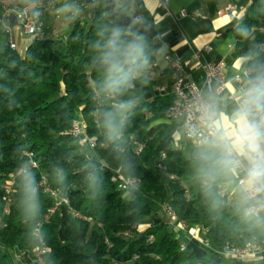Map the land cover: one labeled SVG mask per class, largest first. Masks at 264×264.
Here are the masks:
<instances>
[{
	"label": "trees",
	"instance_id": "trees-1",
	"mask_svg": "<svg viewBox=\"0 0 264 264\" xmlns=\"http://www.w3.org/2000/svg\"><path fill=\"white\" fill-rule=\"evenodd\" d=\"M198 1L209 15L216 12L217 0ZM113 27L99 6L87 28L76 25L66 39H36L21 55L9 47L0 24V214L1 184L8 174L27 164L37 188L35 206L28 211L21 174L15 177L12 201L1 216L0 264H17L15 253L30 261L39 244L47 248L44 264H210L209 258L196 260L182 246L184 232H176L170 222L139 226V220L155 215L150 201L170 208L179 223L203 229L209 246L202 247L208 253L262 233L258 220L238 213L219 192L225 172L214 179L199 172V147L192 143L176 155L169 125L157 122L165 118L172 96L143 99L153 85L148 77L150 51L148 67L132 87L122 94L104 90L106 71L96 62L94 45L102 42L104 29ZM229 34L235 47L244 50L243 66L264 64V0H251L247 15ZM250 53L257 55L247 59ZM129 100L132 107L116 114L119 137L109 140L102 113L114 112L116 104ZM80 118L87 137L94 138L93 147L70 133ZM116 169L123 178L137 180L135 193L112 180ZM42 176L67 199L47 222L41 221L53 198L38 185ZM35 229L40 240L32 234Z\"/></svg>",
	"mask_w": 264,
	"mask_h": 264
},
{
	"label": "crops",
	"instance_id": "crops-1",
	"mask_svg": "<svg viewBox=\"0 0 264 264\" xmlns=\"http://www.w3.org/2000/svg\"><path fill=\"white\" fill-rule=\"evenodd\" d=\"M0 1L15 8H20L30 2L36 3L38 5L35 12L37 30L38 22L44 16V6L49 5V9L54 10V13L49 14L48 27L41 25V28H44L39 30L42 39H66L76 25L87 28L95 9L99 6L102 8L104 18L116 27L123 28L128 32L143 34L147 41L146 51H150L153 56V63L150 67L153 74L150 80L153 85L151 90L143 96L145 100L154 95H170L171 74L164 60L166 54L191 66L193 54L208 44L211 50L202 59L212 62L223 61L225 64V86L216 97H224L221 103L226 110L231 111L235 107L233 97L236 95L233 89L243 86L245 81L243 72L248 67L243 66L245 62L243 48L235 47V38L229 34V31L247 15L249 0H217V10L213 15H209L206 7L198 0H90L89 2H84V0H43V3L42 0L39 3L35 0ZM85 4H90L91 8L84 6ZM228 4L236 5V16L233 18L228 17L225 11V6ZM182 9L186 10L187 16H179L178 13ZM136 14L139 15V18L133 19ZM40 24L42 23L40 22ZM191 74L199 78L202 76L200 71H193ZM236 76H240L241 80L237 81ZM161 85L167 86V94L158 93L156 88ZM202 95L206 101L214 97L206 91H203ZM157 122L169 126L175 125L180 129L179 123L176 121L162 118ZM191 144L192 142L189 141V144L184 146L179 140L177 143H172V146L176 155L180 156ZM225 173L227 180L220 187L225 189L223 195L226 197V202L234 206L238 213L244 214V208L249 201L245 202V194L242 192L241 186L236 184L237 175L234 171ZM260 216L264 218V213H261ZM151 218L154 223H159L162 220L168 221L174 228L179 224L162 205H158L155 215ZM259 229L260 233L264 230V219L259 221ZM188 230L183 233V244L193 253L196 260L206 257L209 258L210 264H264V254L233 260L219 254L208 253L195 236L190 237Z\"/></svg>",
	"mask_w": 264,
	"mask_h": 264
},
{
	"label": "clouds",
	"instance_id": "clouds-1",
	"mask_svg": "<svg viewBox=\"0 0 264 264\" xmlns=\"http://www.w3.org/2000/svg\"><path fill=\"white\" fill-rule=\"evenodd\" d=\"M101 41L94 47L98 50L96 62L106 71L104 90L110 94H122L132 87V81L148 67L147 41L143 34L128 32L120 27L104 29ZM247 36L248 32L244 31ZM130 37V38H129ZM257 53H250L247 59H254ZM242 87L233 89L238 97L235 107L228 111L222 106L224 97H211L195 111L194 118L199 133L196 162L199 172L208 179L224 172H232L241 166L245 176L241 190L245 202L251 201L244 209L246 216L260 221L264 213V64L253 63L245 70ZM134 101L120 102L115 111L102 113L103 126L109 140H116L120 134V123L116 114L123 115ZM24 187L26 210L34 208L37 188L29 166L20 169ZM89 179L96 177L90 174Z\"/></svg>",
	"mask_w": 264,
	"mask_h": 264
},
{
	"label": "built area",
	"instance_id": "built-area-1",
	"mask_svg": "<svg viewBox=\"0 0 264 264\" xmlns=\"http://www.w3.org/2000/svg\"><path fill=\"white\" fill-rule=\"evenodd\" d=\"M251 3V0H249ZM38 5L34 2H30L20 8H15L3 1H0V24L7 36V43L11 49L16 48L13 26L9 23V18L14 17L16 24L20 25L23 34H35L37 31L35 12ZM225 11L228 17L236 16V5L228 4L225 6ZM180 17L187 16L186 10H180L178 13ZM139 15L133 16V19H138ZM263 47H261L262 49ZM211 47L206 44L202 48L193 54V64L188 66L186 62L180 59L166 54L164 60L166 62L167 68L171 74V83L169 86L170 95L172 96V101L170 105L165 110V118L170 121H176L179 123L182 134L186 139L192 142L196 147H198L199 133L201 129L197 126V121L194 118L198 115L195 111L201 104L207 102L202 92L206 91L212 96H218L224 89L225 86V64L223 61L212 62L208 60H203L202 57L208 54ZM193 71H200L202 76L195 77L191 73ZM245 73V70L243 74ZM153 76L152 72H148V77ZM236 80L240 81L241 77L236 76ZM158 93L167 94V86L161 85L157 86ZM237 96L233 97L236 101ZM70 133L74 136L80 137L82 142H87L90 147L94 146V138H88L86 135V123L84 119L80 118L78 121L73 123ZM140 151V147L136 149ZM30 156V154H27ZM31 166H36V163L32 160L29 161ZM235 174L237 175L236 184L241 186V181L244 179L245 170L244 167L236 169ZM20 174V169L8 174L1 187L3 189V209L0 214V225H4L1 221V216L8 212V206L12 201V195L15 191V177ZM113 181H119V188L126 189L130 193H135L138 182L135 178H123L119 169L114 170L112 175ZM38 185L42 188L43 192L49 193L53 198V205L44 214L41 222H47L50 214L54 212L56 207L61 203L67 204L66 197L55 189L50 188L47 185L44 176L41 177ZM225 189L220 187L219 192L223 194ZM129 193V194H130ZM252 202L245 206H250ZM244 208V209H245ZM168 214L174 217V213L170 208H166ZM76 217H81L77 212L72 213ZM245 214V213H244ZM176 232L186 231L190 229L187 225L179 223L175 228ZM195 233V237L201 246L208 247V241L204 238L205 231L199 227L191 228ZM32 234L40 240L38 230H33ZM129 232L123 233L127 236ZM184 246V244L182 245ZM47 252V248L41 244L37 245L33 251L30 261H24L21 254H14V260L17 264H44L43 256ZM216 254L221 255L227 259L240 260L248 257H256L264 254V230L258 238H252L244 241L240 245L227 244L221 248L215 250Z\"/></svg>",
	"mask_w": 264,
	"mask_h": 264
},
{
	"label": "rangeland",
	"instance_id": "rangeland-1",
	"mask_svg": "<svg viewBox=\"0 0 264 264\" xmlns=\"http://www.w3.org/2000/svg\"><path fill=\"white\" fill-rule=\"evenodd\" d=\"M35 2L39 3L40 0H35ZM84 2H86V0H84ZM84 6H87L88 8H91L90 4H88V5L85 4ZM44 7H45L44 16L42 17V19L40 21L42 24H40V22H38V24H39L38 25V30L36 31L35 34H23L22 29L20 28V25L16 24V25L13 26L14 40H15V44H16V48L15 49H16V51L19 54L22 55L24 53L26 47L30 43H32L34 40L42 39V38H40V32H39V30L41 28V25L43 27H48L49 22H50L49 14L52 13V12L54 13V10L51 11L49 9L50 8L49 5L44 6ZM169 133L171 134V136L173 138V143H177V141L180 140V141H182L184 146H187L189 144V141L184 138V136L182 135V131L177 126L170 125L169 126ZM80 141H81V138H80ZM149 203L155 210L158 209L157 203H155L153 201H150ZM162 206L165 208L164 204ZM151 220H152L151 216L144 217L141 220H139L138 224H139L140 227H144V226L148 225L151 222ZM188 234L190 235V237H193L195 235L194 231H192V230H188Z\"/></svg>",
	"mask_w": 264,
	"mask_h": 264
},
{
	"label": "water",
	"instance_id": "water-1",
	"mask_svg": "<svg viewBox=\"0 0 264 264\" xmlns=\"http://www.w3.org/2000/svg\"><path fill=\"white\" fill-rule=\"evenodd\" d=\"M89 1L90 0H86V2H89ZM42 3H43V0H42ZM9 23H11L12 25H14L16 23V20L13 16L9 18Z\"/></svg>",
	"mask_w": 264,
	"mask_h": 264
}]
</instances>
